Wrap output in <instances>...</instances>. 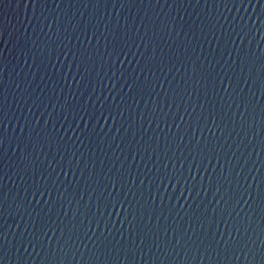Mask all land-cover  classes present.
<instances>
[{
	"label": "water",
	"instance_id": "obj_1",
	"mask_svg": "<svg viewBox=\"0 0 264 264\" xmlns=\"http://www.w3.org/2000/svg\"><path fill=\"white\" fill-rule=\"evenodd\" d=\"M0 264H264V0H0Z\"/></svg>",
	"mask_w": 264,
	"mask_h": 264
}]
</instances>
